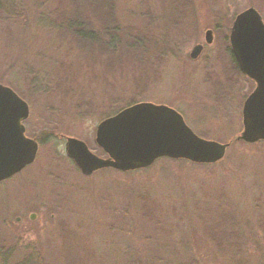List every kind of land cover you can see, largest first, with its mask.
Segmentation results:
<instances>
[{"label":"rangeland","instance_id":"rangeland-1","mask_svg":"<svg viewBox=\"0 0 264 264\" xmlns=\"http://www.w3.org/2000/svg\"><path fill=\"white\" fill-rule=\"evenodd\" d=\"M189 1L113 0L118 40L91 17L84 31L98 42L81 44L70 0H0V85L27 104L25 136L39 147L0 182V264H264V143H234L256 85L230 43L241 13L264 23V0ZM141 103L232 145L212 164L83 175L67 138L104 158L99 124Z\"/></svg>","mask_w":264,"mask_h":264},{"label":"water","instance_id":"water-1","mask_svg":"<svg viewBox=\"0 0 264 264\" xmlns=\"http://www.w3.org/2000/svg\"><path fill=\"white\" fill-rule=\"evenodd\" d=\"M211 41L212 32L208 31L206 42ZM230 43L240 71L257 87L245 106L246 129L240 140H264V135L254 128L256 121L264 119V114L258 117L253 113L255 101L264 104V23L254 9L236 17ZM200 51L201 47H196L192 58ZM28 116L27 104L12 90L0 85V182L21 172L36 159L38 143L25 136L23 126ZM95 142L112 160H101L82 141L67 139V156L85 176L109 167L121 172L136 171L151 166L160 158L212 164L224 157L228 147L198 137L176 111L150 103L133 105L100 123ZM186 142L200 147L193 149Z\"/></svg>","mask_w":264,"mask_h":264},{"label":"trees","instance_id":"trees-1","mask_svg":"<svg viewBox=\"0 0 264 264\" xmlns=\"http://www.w3.org/2000/svg\"><path fill=\"white\" fill-rule=\"evenodd\" d=\"M112 1L113 0H70L71 4L73 7L76 9V15L71 17V19H74L76 22L75 23H69L73 25H68L69 29L74 33L75 37L77 40L81 41V44L84 41H87L89 43H95L96 41L98 42V34H94L93 32L89 34V31L85 33L86 27L89 25L88 22L91 17H95L96 20H101L102 27L104 25H108V31H107V37L110 39L112 29L114 27V24H112V12L110 11L112 7ZM182 1L183 5L187 7V5H190L189 0H180ZM177 5L176 3H174ZM96 5H98L96 7ZM178 6V5H177ZM184 6V7H185ZM90 23V22H89ZM107 30V29H106ZM89 34V35H88ZM115 37L111 40H118L116 37L118 36L119 33H114ZM124 38V37H122ZM125 40V39H123ZM97 44V43H96ZM102 48V44H100Z\"/></svg>","mask_w":264,"mask_h":264},{"label":"flooded vegetation","instance_id":"flooded-vegetation-1","mask_svg":"<svg viewBox=\"0 0 264 264\" xmlns=\"http://www.w3.org/2000/svg\"><path fill=\"white\" fill-rule=\"evenodd\" d=\"M198 47H201V49H203V47L202 46H200V45H198ZM234 56V55H233ZM235 59V58H234ZM235 62H236V65L238 66V64H237V61H236V59H235ZM238 68H239V66H238ZM240 70V69H239ZM256 85V84H255ZM256 88L257 87H255L254 88V90L248 95V97L246 98V100H244L243 101V105H242V109H241V117H242V131L240 132V134L239 135H237L236 136V138L234 139V143H245V145L247 144V145H258V144H260V143H264V140H262V139H260V140H258L257 142H245V141H242V140H240V138L242 137V135H243V133L245 132V125H244V112H245V106H246V103H247V101H248V99H249V97L255 92V90H256ZM151 104V103H150ZM259 104H261V106L262 107H264V104H262V103H260L259 101H255L254 103H253V105H254V115H256V116H258V117H263V114H264V109H262L261 108V106H259ZM154 105V104H153ZM156 106H163V107H166V108H168V109H170V110H174V109H172V108H170V107H168V106H165V105H156ZM175 111V110H174ZM177 112V111H176ZM181 117H182V119H183V116L179 113V112H177ZM114 117V116H113ZM110 118H112V117H110ZM110 118H107V119H110ZM107 119H105V120H107ZM104 120V121H105ZM183 121H184V119H183ZM185 122V121H184ZM186 124V123H185ZM187 125V124H186ZM254 128H256V129H259V131L264 135V119H262V120H258V121H256V123H255V125H254ZM192 131V130H191ZM193 132V131H192ZM194 133V132H193ZM195 134V133H194ZM196 135V134H195ZM68 139V138H67ZM66 143H67V140H66ZM226 145H228V147H227V149H226V151L230 148V146L232 145V143L230 142V143H227ZM90 151V150H89ZM103 151V153H104V155H105V157L104 158H100V157H98V156H96L97 158H99V159H101V160H108V159H111L110 158V155L108 154V153H106L104 150H102ZM91 152V151H90ZM92 153V152H91ZM93 154V153H92ZM112 160V159H111ZM103 169H113L112 167H109V168H103ZM101 170V169H100ZM97 171H99V170H96V171H94L93 173H92V175L94 174V173H96Z\"/></svg>","mask_w":264,"mask_h":264},{"label":"snow or ice","instance_id":"snow-or-ice-1","mask_svg":"<svg viewBox=\"0 0 264 264\" xmlns=\"http://www.w3.org/2000/svg\"><path fill=\"white\" fill-rule=\"evenodd\" d=\"M185 144L193 149H198L200 147L199 145L191 142H186Z\"/></svg>","mask_w":264,"mask_h":264}]
</instances>
